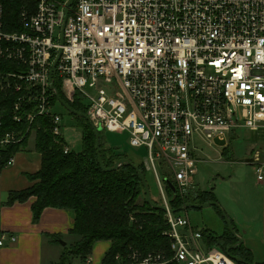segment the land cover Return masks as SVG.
<instances>
[{
	"label": "built area",
	"instance_id": "obj_1",
	"mask_svg": "<svg viewBox=\"0 0 264 264\" xmlns=\"http://www.w3.org/2000/svg\"><path fill=\"white\" fill-rule=\"evenodd\" d=\"M10 1L17 20L6 18ZM68 3L0 0V96L16 95L14 121L49 116L64 137L55 110L60 81L69 101H87L94 127L128 135L156 177L173 255L135 252L133 264H238L208 247L165 192L199 189L198 143L264 130V0H75L65 19ZM21 139L7 133L0 149ZM262 155L256 150L249 161L259 180ZM14 162L15 155L6 165Z\"/></svg>",
	"mask_w": 264,
	"mask_h": 264
},
{
	"label": "trees",
	"instance_id": "obj_2",
	"mask_svg": "<svg viewBox=\"0 0 264 264\" xmlns=\"http://www.w3.org/2000/svg\"><path fill=\"white\" fill-rule=\"evenodd\" d=\"M18 8L17 3L10 1L6 5V18L17 20ZM8 29L13 30L11 27ZM55 87L60 97L74 110L87 113L80 96L69 101L62 91L60 81L55 80ZM15 97L14 93L0 96V141L7 133L14 132L22 139L0 149V172L11 156L26 149L32 132L36 134V150L41 155V167L38 172L27 174L33 183L30 187L10 192L7 205L36 197L32 207L34 222L40 220L47 207L68 209L75 215L70 234L77 236V239L69 247L65 246L59 261L51 264H71L75 259L86 262L93 252L95 242L102 240L111 241L102 264H133L131 255L135 252L141 256L161 252L165 258H171L173 253L171 239L166 234L169 229L166 211L153 207L147 201L140 173L132 164L123 163L115 170H104L101 167L92 122L73 114L83 130L82 149L66 153L65 148L69 145L65 137L54 134L49 116H37L33 123L27 120L14 121L12 107ZM226 152L224 149L222 153L225 155ZM100 155L106 168L127 159L125 154L118 153L107 144L104 131H100ZM137 166L146 177L144 165ZM167 192L169 206L175 213H181L179 209L187 203L218 202L212 189H198L195 194L186 197L175 196L170 189ZM141 198L143 203L140 204ZM219 211L224 213L221 209ZM233 226L237 231L234 223ZM199 230L208 247H218L234 260L240 258L251 264H264L254 261L253 252L244 243L234 247L238 239L230 231L227 222L223 234H217L209 228ZM51 237L57 241L61 235Z\"/></svg>",
	"mask_w": 264,
	"mask_h": 264
},
{
	"label": "crops",
	"instance_id": "obj_3",
	"mask_svg": "<svg viewBox=\"0 0 264 264\" xmlns=\"http://www.w3.org/2000/svg\"><path fill=\"white\" fill-rule=\"evenodd\" d=\"M262 162L264 163V151ZM40 167L41 155L36 150L35 134L34 152L27 145L25 150L15 154L14 164L6 165L0 172V240L5 237L4 244L0 245V264H51L60 260L68 245L67 240L72 244L77 239V236L70 234L75 221L71 210L47 207L40 220L34 222L32 207L36 197L7 205L10 192L30 187L33 183L27 174L38 172ZM241 201V208L233 209L231 213L234 216L232 220L244 226V237L239 231L236 232L251 249L256 262L264 263V168L263 179L259 180L257 175L253 191L241 198ZM52 235L61 237L56 241ZM11 236H15L17 240L12 242ZM110 247L111 241H97L86 262L75 259L71 264H102Z\"/></svg>",
	"mask_w": 264,
	"mask_h": 264
},
{
	"label": "rangeland",
	"instance_id": "obj_4",
	"mask_svg": "<svg viewBox=\"0 0 264 264\" xmlns=\"http://www.w3.org/2000/svg\"><path fill=\"white\" fill-rule=\"evenodd\" d=\"M84 107L88 106L87 101L83 100ZM55 110L63 116V136L72 150L80 151L82 149L83 130L77 123V118L70 113L62 104L56 103ZM107 144L114 147L118 153H123L127 159L136 165L143 164L145 154L137 148L131 147L128 135L115 132L104 131ZM28 148L35 150V132H32L28 139ZM198 158L201 162L198 164V174L196 182L199 189L211 190L216 194L219 209L232 220L234 219L231 211L239 210L243 204L241 198L251 194L257 181L256 168L249 163L253 159V153L256 150L264 151V130L252 131L248 128H242L236 131L234 137L227 142L213 143L211 146L205 143H198ZM226 148V154L222 152ZM253 149V150H252ZM252 151V152H251ZM146 180L150 188L151 196L154 201L163 202L162 193L157 183L156 177L152 171L147 170ZM161 177H163L161 175ZM169 199L168 192H165ZM250 198H255L250 196ZM143 203V198L139 200ZM214 206L201 209H187L181 211L188 215L192 225L198 229L209 228L217 234L226 230V221L223 214ZM237 232L242 234L244 226H241L236 220H232ZM68 247L70 246L68 240ZM48 252V251H47ZM254 261L255 257H254Z\"/></svg>",
	"mask_w": 264,
	"mask_h": 264
},
{
	"label": "water",
	"instance_id": "obj_5",
	"mask_svg": "<svg viewBox=\"0 0 264 264\" xmlns=\"http://www.w3.org/2000/svg\"><path fill=\"white\" fill-rule=\"evenodd\" d=\"M75 0H69V3L67 5V8H66V18L68 17L69 15V10H70V7L74 4ZM55 68V66H54ZM54 68L52 70V73L51 75L53 74V71H54ZM54 88V86H53ZM56 96L58 98V100L61 102V104L72 114H75V115H78V116H81V117H84L86 118L87 120H89V117L87 114L85 113H81V112H78L76 110H74L70 104L65 101L64 99H62L60 97V94L59 92L57 91L56 92ZM94 131H95V134H96V142H97V147H98V159H99V163L101 165V167L104 169V170H115L117 169L120 165H122L123 163H128V164H132L140 173V176H141V179L143 181V184H144V187H145V194H146V199L147 201L153 206V207H156V208H159V209H163L164 211H167V207L164 206V205H159V204H156V202L153 200L152 196H151V192H150V188H149V185L147 183V180H146V177L145 175L143 174V172L139 169V167L134 164L131 160L129 159H122V160H119L113 167L111 168H106L103 161H102V158H101V155H100V131H102L101 129H98L96 127H94ZM171 185V188L173 189V191H175L174 187L172 184ZM210 206H216V207H220L219 203L218 202H208V203H205V204H195V203H187L185 205H183L179 211H185L187 209H190V208H196V209H201V208H204V207H210ZM173 211V210H172ZM175 212V211H173ZM224 217H225V220L228 224V227L230 229V231L232 232V234L238 239V244H236L234 247H240L241 244L244 243L243 239L238 236L237 232L235 231L234 229V226H233V223L231 221V219L225 214L223 213ZM60 242H62L63 244H65V242H63V240H60ZM236 262H239V263H243V264H251L250 262H246L244 261L243 259H240V258H237L235 260Z\"/></svg>",
	"mask_w": 264,
	"mask_h": 264
},
{
	"label": "bare ground",
	"instance_id": "obj_6",
	"mask_svg": "<svg viewBox=\"0 0 264 264\" xmlns=\"http://www.w3.org/2000/svg\"><path fill=\"white\" fill-rule=\"evenodd\" d=\"M57 97V96H56ZM57 100H58V98H57ZM59 101V100H58ZM60 102V101H59ZM61 103V102H60ZM163 205V204H162Z\"/></svg>",
	"mask_w": 264,
	"mask_h": 264
}]
</instances>
